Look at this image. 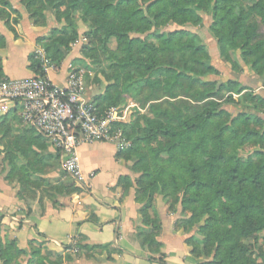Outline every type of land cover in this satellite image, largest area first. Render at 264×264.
Instances as JSON below:
<instances>
[{
	"label": "trees",
	"instance_id": "16d2710c",
	"mask_svg": "<svg viewBox=\"0 0 264 264\" xmlns=\"http://www.w3.org/2000/svg\"><path fill=\"white\" fill-rule=\"evenodd\" d=\"M240 4L241 0H41L46 13L65 16L72 30L70 33L68 28H57L49 38L37 39L53 64L61 66L67 60L70 43L80 36L77 23L70 18L76 9L82 10L84 22L90 21L88 37L104 48L111 39L117 40L124 55L118 72L125 74L121 77L117 73L115 84L93 102L102 114L120 98L112 95V90L124 97L145 96L154 102L153 120L142 118L141 124L130 116L126 123L118 124L130 144L120 155L131 161L132 171L140 175L135 197L143 205L145 224L159 228L156 219L150 220L148 210L160 195L166 198L169 210L180 205L182 211L190 212L187 227L199 226L198 232L206 233L210 245L215 247L212 258L199 250L194 238L186 240L196 257L205 258L199 264H255L247 257L241 241L264 231V153L256 151L254 157L244 160L227 153L232 142L243 146L253 137L264 142V134L250 128L252 121L256 125L264 123L259 103H255H262L263 99L252 92L264 81H256L261 83L254 90L238 80L219 83L220 72L215 64L217 59L229 60L230 53L239 50L244 64L256 69L260 78L264 76L260 71L264 69V34L260 31L264 25V0L255 2L247 11ZM202 12L211 19L213 46L187 30L186 25H203ZM0 16L5 20L1 11ZM171 25L178 29L169 32L160 47L149 41L163 39L159 30ZM147 31L145 38L132 37ZM0 40L4 41L2 37ZM29 61L35 77L46 76L35 53ZM2 80L6 78L0 58ZM238 95L253 105L237 108ZM6 123L4 116L0 125L3 142L12 136ZM8 145V152L13 154L19 149L20 138ZM5 159L12 165L15 160L8 153ZM123 182L126 187H134L129 177ZM171 190L176 197L173 202L167 198ZM202 216L209 217L213 225L200 227ZM143 243L154 246L155 235L145 236ZM30 249L29 264L42 260L40 249ZM25 254L15 241L0 239L1 264H13Z\"/></svg>",
	"mask_w": 264,
	"mask_h": 264
},
{
	"label": "crops",
	"instance_id": "0c3cea01",
	"mask_svg": "<svg viewBox=\"0 0 264 264\" xmlns=\"http://www.w3.org/2000/svg\"><path fill=\"white\" fill-rule=\"evenodd\" d=\"M50 33L48 27L34 25L25 14L18 23H7L0 16V58L6 79L35 77L29 57L36 52L38 38ZM69 57L48 78L65 87ZM103 91L87 89L85 101H93ZM22 107L0 112V125L7 116L11 139L0 135V239L15 241L22 251L31 247L49 250L65 257L72 246L86 247L91 255L81 264H199L188 245L187 233L177 225L179 207L169 212V204L157 196L148 210L150 220L159 228L145 224L143 205L137 202L134 188L126 187L124 178L134 182L137 174L132 162L120 155L108 142H93L80 147L83 172L95 174L84 188L62 167L58 152L34 126L25 124ZM20 138L13 154L9 143ZM13 155V165L5 159ZM13 171V172H12ZM155 235L154 246H144L145 236ZM160 246V247H159ZM162 258V259H161ZM1 264V262H0Z\"/></svg>",
	"mask_w": 264,
	"mask_h": 264
},
{
	"label": "rangeland",
	"instance_id": "374dc122",
	"mask_svg": "<svg viewBox=\"0 0 264 264\" xmlns=\"http://www.w3.org/2000/svg\"><path fill=\"white\" fill-rule=\"evenodd\" d=\"M146 1L147 3H149L153 0ZM257 1L261 0H241L240 7L247 11L249 6L254 5ZM65 9L66 8H62L61 11H65ZM0 11L3 12V16L5 18L4 21H7V23H18L21 19L22 14H25L34 25L40 27H48L50 29V33L47 35V38L51 36L55 29H67L69 27L68 19H66L65 16L59 15L60 17H58L54 13H46V10L41 7V0H0ZM81 11V9L74 10L70 17L72 20H75V23H77L80 36L76 41L70 43L71 52L68 58L71 57V62L74 65L80 66L85 70L86 90L91 89L98 90V92L103 91V94L107 87L115 84L114 77L117 73H119L121 77H123V75L125 74V72L123 71L118 72L119 62L123 59L124 55L121 49H119L117 40L115 38L111 39L109 45L104 48L98 41H95L94 39L86 35V31L89 29L91 24L90 21L84 22L82 20ZM202 16L204 21L202 26L192 27L191 25H186L188 26L187 30L199 35L203 42L208 46H213L214 40L209 29L211 22L210 16L203 12ZM68 29L71 33V28ZM177 29L178 27H173L172 25L168 27L162 26L159 30V34H162L164 36L163 39L159 40L155 38H149V41L157 45V47H160L163 44V41H165L167 34ZM260 31L264 34V25L261 26ZM148 33L149 32L147 31L139 35H132V37L145 38ZM88 47L89 50H86V48ZM81 61H83L84 63H82ZM215 64L220 72V76L217 77L219 83L227 82L229 80H238L242 84L253 88L256 86V84L261 83H257L256 81H264V76L260 78L258 76L259 74L256 72V69L253 70L244 64L242 53L239 50L232 51L230 53L229 60L220 59L219 61L217 59ZM263 70L260 69V71L264 73ZM130 71L133 72L132 70ZM122 88L123 87H121L120 90ZM252 92L255 95H260V97L263 99L262 103L258 101H255V103H259V107L261 109L260 116L264 121V84L260 88ZM120 93H122V91H120ZM112 95H116L117 98H119L120 96V98L116 102V105H109V108H115L122 111L125 116L124 123H126L130 119V116L132 118V121L137 120L141 124L143 122L142 118H146L149 120L154 119V114L151 110V106L154 102L147 101L145 96H141L138 99L132 98L130 96L124 97V95L121 96L119 92L114 90H112ZM235 100L236 104L238 105L237 108L239 109L248 108L253 105L252 101L247 100V98L239 95L235 96ZM250 128L252 130L258 131L260 134H264L263 122L262 124L256 125L252 121L250 123ZM256 151H263L261 153H264V142H259L255 137H253L251 141L247 142L243 146L239 144L237 145L235 142H232L227 148L228 154L233 153L238 157H241L243 160L248 156L254 157L256 155ZM2 163H4V161L2 162V158H0V165ZM173 170L175 172H178L175 169ZM137 175L138 176L134 182L130 178L135 187L136 181L140 177L139 174ZM169 194H167V198H169V200L173 202V199H176L175 195L173 194V190H171ZM161 197L166 200V198H164L163 196ZM177 207H179L180 210L179 219L176 221L177 225L181 226L184 229V231L188 235V239H195V242L197 243L200 251H204L205 255L208 258H212L215 255V247L210 245L211 243L210 240L206 237V233L204 231L203 234L201 233V231L198 232L199 226L198 228L187 227L186 225L188 224L189 218L191 216L190 212L182 211L180 205ZM169 212L173 213L174 210H169ZM199 225L200 227H205L208 225H213V222L209 221V217L202 216L199 221ZM207 233H210V230H208ZM235 238L237 239V234H235ZM241 243L243 244L244 249L247 251V257L249 259H252L255 264H264V231L260 232L259 234H254L253 236H251V238H247L246 240L242 239ZM208 244L210 247H208ZM40 251L41 252L39 259L42 260H35L33 264H41V262H43V264H81L79 261H81L83 258L91 257V255L88 254L84 249L78 250L75 247L74 249L68 251V254L65 257H60L59 254H54L49 250ZM25 252H27V254L18 257L13 262V264H29V261L32 257L31 250L29 252ZM201 258L202 260L205 259L203 256ZM238 263L240 264L241 261H239Z\"/></svg>",
	"mask_w": 264,
	"mask_h": 264
},
{
	"label": "built area",
	"instance_id": "2783aa9c",
	"mask_svg": "<svg viewBox=\"0 0 264 264\" xmlns=\"http://www.w3.org/2000/svg\"><path fill=\"white\" fill-rule=\"evenodd\" d=\"M35 54L46 76L0 81V112L21 105L24 123L49 140L65 173L86 188L95 174H84L80 147L100 141L114 144L120 152L129 149V141L118 127L125 116L115 108L102 114L93 101H85L86 72L82 67L68 63L66 86L60 87L48 78L60 66L53 64L40 46Z\"/></svg>",
	"mask_w": 264,
	"mask_h": 264
}]
</instances>
